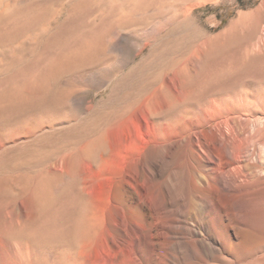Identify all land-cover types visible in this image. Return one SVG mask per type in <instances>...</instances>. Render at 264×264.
Returning <instances> with one entry per match:
<instances>
[{"label":"rangeland","instance_id":"rangeland-1","mask_svg":"<svg viewBox=\"0 0 264 264\" xmlns=\"http://www.w3.org/2000/svg\"><path fill=\"white\" fill-rule=\"evenodd\" d=\"M2 1V19L17 15L26 26L47 6L49 30L44 39L40 22L24 26L17 57L0 41V264H65L73 252L77 264H106L100 225L83 254L68 243L67 204L86 195L81 203L104 223L109 189L140 149L139 115L105 129L102 155L87 158L84 141L165 72L213 68L197 58L204 53L223 54L231 71L240 55L242 68L263 69L264 0ZM225 87L250 88L241 79ZM253 155L259 173L262 151Z\"/></svg>","mask_w":264,"mask_h":264},{"label":"bare ground","instance_id":"bare-ground-1","mask_svg":"<svg viewBox=\"0 0 264 264\" xmlns=\"http://www.w3.org/2000/svg\"><path fill=\"white\" fill-rule=\"evenodd\" d=\"M2 5L0 41L6 38L16 56L26 25L17 15L2 19ZM46 7L25 20L26 27L40 22L44 39ZM240 57L228 61L237 66L233 71L223 54L204 53L197 58L213 68L165 72L146 96L84 141L86 157L102 155L105 129L139 115L140 149L108 187L112 210L104 223L88 209V199L81 203L82 187L79 202L69 196L65 234L80 255L100 225L106 264H264V170H252L256 147L264 158V68H242L246 57ZM231 79L250 88L228 91ZM201 85L205 89L197 90ZM66 256L65 264L78 263L74 252Z\"/></svg>","mask_w":264,"mask_h":264}]
</instances>
